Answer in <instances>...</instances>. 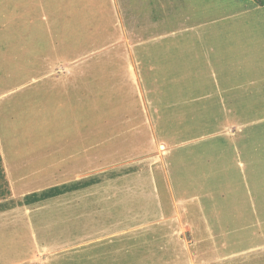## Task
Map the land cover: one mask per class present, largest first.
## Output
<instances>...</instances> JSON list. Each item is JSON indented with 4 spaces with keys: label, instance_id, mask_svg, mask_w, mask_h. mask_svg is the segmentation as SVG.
I'll use <instances>...</instances> for the list:
<instances>
[{
    "label": "rangeland",
    "instance_id": "374dc122",
    "mask_svg": "<svg viewBox=\"0 0 264 264\" xmlns=\"http://www.w3.org/2000/svg\"><path fill=\"white\" fill-rule=\"evenodd\" d=\"M211 1L229 17L203 23L202 8L210 0H0V220H6L0 222V264L30 252V231L9 225L20 218L17 209L39 207L50 213L39 217L46 224L61 221L62 233L78 239L66 244L77 254L62 253L54 263L127 264L140 258L139 264H149L151 249L163 251L165 264H264V163H236L231 171L238 179L229 184L212 180L213 163L196 159L198 147L216 139L203 140L199 132L212 122L199 125L198 116L207 111L222 117L220 102L204 99L217 91L215 85L219 94L232 88V121L264 108V100L250 93L259 82L264 88V49L257 47L261 37L264 42V0ZM124 27L142 33L135 72L118 55L131 47L117 40ZM211 31L215 41L208 50L203 39ZM60 47L53 76H42L44 57H57ZM165 48L172 63L167 71L158 54L164 56ZM149 51L159 56H146ZM181 53L187 63L204 53L206 60L212 53L220 61L188 72ZM252 76L258 78L253 85ZM58 104L62 113L56 116ZM200 107L206 111L199 113ZM261 121L256 128L264 129ZM149 157L163 158L145 163ZM254 170L263 178L257 183L250 178ZM245 185L253 211L247 228L231 231L230 190L242 193ZM53 187L59 189L55 195L33 198ZM213 199H219V211ZM156 206L173 209L167 223L181 248L165 251L155 240L153 219L165 223V216L151 215ZM22 216L35 226L38 217ZM132 236L139 246L128 240ZM120 249L126 252L121 258Z\"/></svg>",
    "mask_w": 264,
    "mask_h": 264
},
{
    "label": "crops",
    "instance_id": "0c3cea01",
    "mask_svg": "<svg viewBox=\"0 0 264 264\" xmlns=\"http://www.w3.org/2000/svg\"><path fill=\"white\" fill-rule=\"evenodd\" d=\"M255 7V6H253ZM221 7L219 6V4L214 3L213 1L210 0V2L208 3V5L206 6V8H202V11L204 12L202 19H203V23L205 22H215L217 20L220 19V17H222L223 19L228 18L229 14L224 13L222 14L221 12ZM205 13H207L209 15L208 18H205ZM117 15H119V13H117ZM194 17V14H193ZM104 23V21L102 20V24ZM54 25V24H53ZM125 25H129V23H125ZM213 28V27H211ZM136 30V28H134ZM217 29V27H214L212 30ZM187 30V29H185ZM167 33H172V32H167ZM60 34V31L58 32V35ZM129 35V36H128ZM215 33L209 32L207 37L203 40H205L206 42H208L210 45H208V47H205L208 50H213L212 46H211V41H215ZM220 34H218L219 36ZM142 36V33H141ZM141 36L138 37L137 33L133 34L132 31L127 30V27H124L121 30V34H119L117 36V40H120L122 43L124 40H126L127 44L131 47H127L125 50H123L122 52H118V55H120L121 57L123 56L124 59L123 61H126L127 64V71H138L139 70V59L138 53L136 52V49H140V48H136V46L139 45H144V44H139L142 39ZM201 36V35H198ZM206 36V35H204ZM136 37H138V44H136L137 42H135L137 39H135ZM102 39H104V37H102ZM262 37L257 40V47H259V50H263V45L264 42L261 40ZM254 44H256V42H253ZM121 44V43H120ZM124 44V43H123ZM125 48V47H123ZM166 49V48H165ZM61 47L60 50H58V55L57 57L55 56V52L54 54V58L48 59L46 61L45 57H44V62H42V69H41V73L43 74L42 76L45 77V73L48 72L49 77L53 76V72H55V65H59L61 62V55H62V51H61ZM166 49L165 55L162 56V54L158 53L160 55V57H165V67L163 68V70H169L170 68H168V66H172V63L170 62V60H168L166 57L170 56L171 53H167ZM121 51V50H119ZM263 53V52H262ZM182 54V53H181ZM251 54L252 51L250 53V58H251ZM146 56L152 57V56H159L157 54H155L153 51H149L148 53L145 54ZM206 53H204L203 57L197 56L196 54H194L195 58L197 57H201L202 59H198L197 61L195 60H191V63H187L185 62V57L182 54V59H179V62L182 61L181 65H184L186 67V69L188 70V72H190V70H198L200 73L201 71H205L204 67L205 65H212V63H214L215 65H217V63L220 61L218 56L215 54L210 53V57L213 56L212 60L210 61L209 59L206 60L205 58ZM45 56V55H44ZM48 57V56H46ZM262 56H260L259 54L256 56L257 59H261ZM57 61V62H56ZM168 64V65H167ZM151 65V64H150ZM219 65V64H218ZM255 80H258L257 77L252 76L250 81L253 82L252 85L257 82ZM256 85H258L259 87H257L254 90H251L250 93L252 92L254 94V96H252V98H255L257 101H262L264 100V88L263 85L259 83H257ZM51 87V86H50ZM49 87V88H50ZM215 88L217 91L213 92V96L211 95V97L209 95H206L204 97V99H217L220 104L222 105V117L220 118H216L214 113L212 112H207L206 110H203V108H199L198 112L203 114H200L198 116V124L199 125H206L207 123L205 122L206 120L208 121L211 120L212 124H210L209 126H207L206 129H202V131L199 132L200 136L203 137V140H205V137H209L212 136L216 139H214L212 144H205L204 146H199L198 147V152H197V163H213L212 167H213V173H212V180L218 182V183H229L231 184L234 181H237V177L234 176V172H232L231 170H233L236 166V163L242 164L244 165V163H264V129H259L256 128V126L260 125V122H262L261 120L264 119V108L258 107L256 109H252V112L250 114V116L245 117L243 119H238L235 121H232V118L230 117V113L233 112L234 107H233V103L234 102V94L232 91L231 87H226L224 89L221 90L220 94H219V85H215ZM260 93L263 95V97H259ZM54 94V92H53ZM232 94V95H231ZM52 97L54 98V95H52L51 97L48 98V101L52 99ZM59 98V97H57ZM197 100L199 99H203L200 97V95H198ZM227 101V106L224 105V102ZM231 102V103H229ZM255 102V100L253 101ZM252 102V103H253ZM189 103V102H187ZM52 109V107H51ZM263 109V110H262ZM54 111V115L58 116L61 115L62 113V105L58 104L56 106V108L53 110ZM58 112V113H57ZM223 121H220L219 119H221ZM260 127V126H259ZM219 138V139H218ZM259 151V152H258ZM167 152V150H166ZM72 155V154H71ZM162 158L161 159H154L152 157H149L148 160L145 163H161L162 162ZM242 158V159H241ZM229 164V165H228ZM257 170H254V174L251 171V176L250 178L253 180V183H257L259 180H262L263 178L258 176L256 174ZM219 174L221 178H216L215 175ZM222 175V176H221ZM153 180V179H152ZM156 180L158 182H161L160 179H156L154 177V181L156 182ZM86 185V184H85ZM245 187L247 188V191H243L242 193H236L235 189L232 188L230 190V196L228 197L229 200V205L233 206L232 209L229 210L228 212V216L231 217V220L229 219V226H230V230L233 231V229H237V228H241L244 227L247 228V218L249 217L253 211V196L248 188L247 185H245ZM165 195V194H164ZM174 195H171V199H173ZM165 199H167V196L165 195ZM213 206L218 208L219 211V207H217V202L219 199H213ZM264 209V203L261 202L260 203V208ZM173 209L170 210V208L164 210L163 207L159 206V208L154 209V213H152L151 215L154 216H158L159 215H163L165 216V223L162 224H158L157 223V219L154 218L152 222L155 223L154 226V230L156 231L157 234L154 235L155 240L163 243L164 250L167 251L169 250V247L172 245L173 247L175 246L176 248L179 247L181 248L182 243L180 241V244L177 245L174 243L173 240V235L172 233L174 232V225L169 223H167V220L170 214H172ZM17 215H21L22 213H26L28 214V217L31 218V216L33 217H38L37 220L33 221L36 222L35 226L32 224L31 219L29 221L28 218H25L24 216H19L20 218H15L14 220H12L10 222V220H8V222L12 223V222H16L15 224H11L9 225L12 228L21 230V229H27L30 231L32 238L30 240V242H32L31 247L32 249H30V252L24 255V259H21L20 257L11 261L8 264H17L20 262H30L29 264H33L34 261H37L36 264H59V263H54L55 260L58 259V257H62L64 255V257H69L70 255H76L77 253L75 252L76 249L74 248V246H68L66 244H68L69 242H73L75 243V241H77V238H70V236L65 235V233H62L63 231L65 232V223L61 222V221H57V223H53L50 227L49 223H45V219H41L39 217L45 216V215H50L49 211L44 208V207H39V208H34V209H28V208H24V209H17L16 210ZM262 216H264V212L262 213ZM244 217V220L242 219V223L243 224H239L240 226L238 227V220H240L241 218ZM20 220H22L23 222H21V227H18V225H20V223H18ZM0 222H5V219H1ZM5 223H0V228H3L5 225ZM23 224V225H22ZM2 225V226H1ZM37 228V230H35ZM124 231V230H122ZM120 231V232H122ZM248 231V230H247ZM126 232V231H125ZM38 234V235H37ZM152 235L149 234V238L151 239ZM179 239V237H178ZM181 239V238H180ZM75 240V241H74ZM129 241L132 242H137L138 240L135 238V236H132L131 238L128 239ZM140 245L139 241H138V246ZM118 254V256L121 258V253H126L125 251H122L120 249V251L115 250ZM171 251V250H170ZM63 253V255H62ZM162 252H155L153 250V252L150 249V256L147 258L146 261H148L149 264H165L167 262V257L166 256H161L159 254H162ZM177 254H180L178 256V261L183 260L182 256L183 253L177 252ZM141 257V256H138ZM181 259H180V258ZM39 260V261H38ZM44 260V261H43ZM63 262H65V259H62ZM131 261H133V257L131 256ZM141 261L140 258H136V260H134V262H129L127 264H139Z\"/></svg>",
    "mask_w": 264,
    "mask_h": 264
},
{
    "label": "trees",
    "instance_id": "16d2710c",
    "mask_svg": "<svg viewBox=\"0 0 264 264\" xmlns=\"http://www.w3.org/2000/svg\"><path fill=\"white\" fill-rule=\"evenodd\" d=\"M256 1H258L259 2V0H256ZM55 191H59V189H54V187L53 188H50V190H47V191H44V192H40V193H38L36 196H34L33 198H35V200H42V199H44L45 198V195H47V196H53V195H55L54 194V192ZM50 192V194H48ZM42 193H43V196H42Z\"/></svg>",
    "mask_w": 264,
    "mask_h": 264
}]
</instances>
